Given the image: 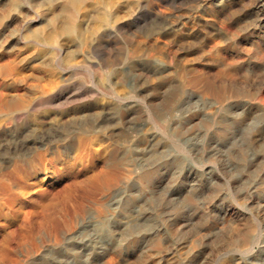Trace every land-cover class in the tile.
I'll return each mask as SVG.
<instances>
[{"label":"rangeland","instance_id":"obj_1","mask_svg":"<svg viewBox=\"0 0 264 264\" xmlns=\"http://www.w3.org/2000/svg\"><path fill=\"white\" fill-rule=\"evenodd\" d=\"M245 28L259 85L264 0H0V264H264L258 147L175 134L178 73Z\"/></svg>","mask_w":264,"mask_h":264},{"label":"bare ground","instance_id":"obj_2","mask_svg":"<svg viewBox=\"0 0 264 264\" xmlns=\"http://www.w3.org/2000/svg\"><path fill=\"white\" fill-rule=\"evenodd\" d=\"M222 28L229 30V26L225 24L222 25ZM249 34V30L245 28L242 29L241 34H238L237 39L231 37L222 47L210 46L211 49L209 50L212 55L208 69L209 73H212L211 75H206L201 67L195 68L194 66L189 67L185 72L184 69L182 74L178 73V76L180 75L176 90L177 95L180 96L178 106L182 110H189L191 114L188 118L182 116L175 134L177 136L187 135L189 139L196 140L197 135L201 134L200 131L212 132L228 147L236 146L238 148V150L236 149V158L239 162L247 159L248 153L256 146L259 150H253L255 154L251 155L254 157L251 158L250 165L256 167L258 171L264 172V82L259 85L256 84L258 73L256 74L253 66L246 67L245 58L243 57L244 50L242 51L243 47L240 45ZM255 45L258 48L255 49L254 62L255 64L262 63L264 62L263 48L261 49L257 43ZM180 47H183V44ZM185 73L188 74V77ZM184 76L188 78L186 80L189 84H195L194 86H196L198 82V88L195 89L192 87L193 85L186 87ZM200 88L204 89L206 94H211L206 99V102L212 105L208 116L194 113L195 107H198V98L203 94ZM196 97L198 98L194 99ZM206 145V152L217 151L219 148L218 144L213 141H209ZM202 149L204 150L203 146ZM175 162L180 169L184 168V159L177 158ZM244 180H241V182Z\"/></svg>","mask_w":264,"mask_h":264}]
</instances>
